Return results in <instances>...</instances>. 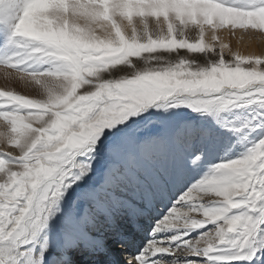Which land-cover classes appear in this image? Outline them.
<instances>
[{"label": "snow or ice", "instance_id": "6c2138e0", "mask_svg": "<svg viewBox=\"0 0 264 264\" xmlns=\"http://www.w3.org/2000/svg\"><path fill=\"white\" fill-rule=\"evenodd\" d=\"M246 38L264 0H0V264H264Z\"/></svg>", "mask_w": 264, "mask_h": 264}, {"label": "bare ground", "instance_id": "6f19581e", "mask_svg": "<svg viewBox=\"0 0 264 264\" xmlns=\"http://www.w3.org/2000/svg\"><path fill=\"white\" fill-rule=\"evenodd\" d=\"M237 36H239V33H237ZM232 46L235 48H239L242 52H255L264 50V42L263 41H257L255 43H250L247 38L240 43H237V41H232ZM0 86H3L2 77H0Z\"/></svg>", "mask_w": 264, "mask_h": 264}, {"label": "rangeland", "instance_id": "374dc122", "mask_svg": "<svg viewBox=\"0 0 264 264\" xmlns=\"http://www.w3.org/2000/svg\"><path fill=\"white\" fill-rule=\"evenodd\" d=\"M264 42V41H263Z\"/></svg>", "mask_w": 264, "mask_h": 264}]
</instances>
